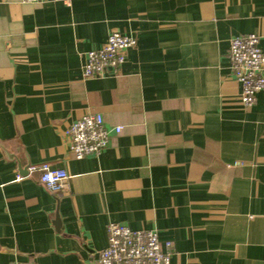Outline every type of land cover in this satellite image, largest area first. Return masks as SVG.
Returning <instances> with one entry per match:
<instances>
[{
  "label": "crops",
  "instance_id": "1",
  "mask_svg": "<svg viewBox=\"0 0 264 264\" xmlns=\"http://www.w3.org/2000/svg\"><path fill=\"white\" fill-rule=\"evenodd\" d=\"M113 32L136 47L84 78ZM251 34L264 52V0H0V264H99L111 223L171 264H264V91L244 107L229 59ZM88 114L111 140L79 160L65 132Z\"/></svg>",
  "mask_w": 264,
  "mask_h": 264
},
{
  "label": "built area",
  "instance_id": "2",
  "mask_svg": "<svg viewBox=\"0 0 264 264\" xmlns=\"http://www.w3.org/2000/svg\"><path fill=\"white\" fill-rule=\"evenodd\" d=\"M52 0H23L25 4L47 3ZM255 35L234 37L230 41L229 59L234 77L241 86L240 100L244 107L251 108L257 96L264 91V52ZM137 45L134 38L113 32L98 50L84 55L83 77L91 79L118 74L126 61L127 52ZM115 132L119 134L121 128ZM70 141V150L76 159L101 154L110 143V131L100 114H88L75 121L65 132ZM38 170L40 181L53 194L69 189L67 171L54 169L49 164L33 167ZM108 246L99 258V264H171V255L162 249L158 233L154 230L133 231L116 223L107 227ZM10 264H35L11 262Z\"/></svg>",
  "mask_w": 264,
  "mask_h": 264
}]
</instances>
